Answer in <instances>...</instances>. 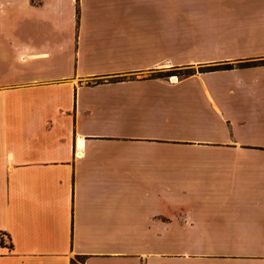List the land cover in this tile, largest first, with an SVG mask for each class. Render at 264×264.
Instances as JSON below:
<instances>
[{
    "label": "crops",
    "instance_id": "obj_1",
    "mask_svg": "<svg viewBox=\"0 0 264 264\" xmlns=\"http://www.w3.org/2000/svg\"><path fill=\"white\" fill-rule=\"evenodd\" d=\"M0 236V264H264V0H0Z\"/></svg>",
    "mask_w": 264,
    "mask_h": 264
},
{
    "label": "rangeland",
    "instance_id": "obj_2",
    "mask_svg": "<svg viewBox=\"0 0 264 264\" xmlns=\"http://www.w3.org/2000/svg\"><path fill=\"white\" fill-rule=\"evenodd\" d=\"M219 67H223V66H215V67L213 66V67L201 68V69H199V72L204 71V70H209V69H216ZM192 76H193L192 70L171 69L167 72L159 73V74L153 76V79L157 78V79H161V80L168 81L169 83H171V81H170L171 77L176 78L177 81H181L183 79L191 78ZM171 80H172V78H171ZM189 87L192 88V86H189ZM185 103H190V100H185ZM157 106H158V110L163 111V109L166 108V102L163 101L161 103V105L156 104V107ZM182 113H184V115H186L187 117H190L191 110L189 108L185 107V109L183 110ZM251 134L254 136V131L251 132ZM189 143L190 142H185L184 144L190 145ZM208 145H213V146H217V147H219V146H241V147H245V148H249V149H254V138L247 139V140L242 141V142L239 140H231V142H228L227 144L214 143V144H208ZM200 157L210 159L209 161H213V159H215L216 162H225L227 165L230 163V165L234 166L235 163L239 162V159L242 156L236 155V154H234V155L219 154V155H215V156H213V155L209 156L208 155V156H200ZM168 222H169V224L172 222L173 224H177L178 226H181L182 220L181 219H179V220L169 219ZM1 237L6 238L4 236H0V242H1ZM169 237H170L169 238V245H172L173 243L174 244L183 243L184 246H186V245L191 246L194 242H195V244H200L202 242L207 243V242L212 241V240L215 241L214 237L216 238V241L220 242V238H221V236H194V235H190V234H188V235H176V236H169ZM217 237H219V240H217ZM198 238L200 240H198ZM230 239H231L230 242H231V248H232L231 257L238 258V257H240V251H239L240 236L239 235H231ZM204 240H206V241H204ZM221 243H223V242H221Z\"/></svg>",
    "mask_w": 264,
    "mask_h": 264
},
{
    "label": "trees",
    "instance_id": "obj_3",
    "mask_svg": "<svg viewBox=\"0 0 264 264\" xmlns=\"http://www.w3.org/2000/svg\"><path fill=\"white\" fill-rule=\"evenodd\" d=\"M229 68H230L229 65H225V66H223V67H219V68H216V69H214V70H217V69H229Z\"/></svg>",
    "mask_w": 264,
    "mask_h": 264
},
{
    "label": "bare ground",
    "instance_id": "obj_4",
    "mask_svg": "<svg viewBox=\"0 0 264 264\" xmlns=\"http://www.w3.org/2000/svg\"><path fill=\"white\" fill-rule=\"evenodd\" d=\"M172 81L175 82V81H177V79L176 78H172Z\"/></svg>",
    "mask_w": 264,
    "mask_h": 264
}]
</instances>
